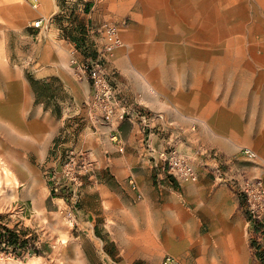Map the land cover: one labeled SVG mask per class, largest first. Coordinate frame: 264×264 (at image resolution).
<instances>
[{
    "label": "rangeland",
    "instance_id": "rangeland-1",
    "mask_svg": "<svg viewBox=\"0 0 264 264\" xmlns=\"http://www.w3.org/2000/svg\"><path fill=\"white\" fill-rule=\"evenodd\" d=\"M49 23L72 42L67 53L56 45L50 52L68 68L76 98L57 77L35 78L47 62L33 48L41 49L38 34ZM105 23L121 40L109 53ZM98 57L127 104L155 105L201 137L254 148L247 169L264 177V0H0L3 264H161L163 253H138L135 188L128 193L93 172L74 194L48 184L58 147L78 130L63 122L83 118L69 116L77 102L92 113L82 102L89 77L80 67ZM254 255L252 264H264Z\"/></svg>",
    "mask_w": 264,
    "mask_h": 264
},
{
    "label": "crops",
    "instance_id": "crops-1",
    "mask_svg": "<svg viewBox=\"0 0 264 264\" xmlns=\"http://www.w3.org/2000/svg\"><path fill=\"white\" fill-rule=\"evenodd\" d=\"M38 36L43 38L42 47L33 48V53L36 50L39 60L47 64L35 70V78L48 80L52 76L57 77L76 98L78 93L72 85L68 68L55 63L50 52L56 45L67 53L72 42L62 36L53 23H49ZM71 51L74 52L73 49ZM86 81L89 95L82 102L89 103L91 81L88 78ZM140 104L155 114L153 122L144 127L140 121L121 120L117 132L120 142H117L112 137L114 126L87 113L88 108L80 107L77 102V109L69 116L83 118L64 119L66 121L63 122V128L68 132L70 127L67 123L75 122L74 126H78L75 138L72 142L60 144L55 155L73 146L88 154L93 162V173H106L117 187L126 188L128 193L132 188L136 189V208L131 211L137 210L138 235L143 244L138 250L143 255L141 258L157 257L163 253V256L170 255L182 264H252L254 248L248 235L250 226L243 203L226 184L213 179L208 168L203 166L204 163L214 164L215 159L208 154L212 150L221 155H239L244 146H224L201 137L197 130L187 129V123L155 105ZM157 114L162 118L156 117ZM167 144H174L191 160L198 172L196 180L178 179L155 164L156 154L149 152L148 147L158 151ZM120 145L122 150H119ZM238 158L237 164L246 168L252 169L256 163L255 159ZM59 170V163L55 160L54 167L47 170L48 184L53 186L57 183L59 191L64 193L68 186L60 178ZM101 189L111 197L119 198L108 186L101 184Z\"/></svg>",
    "mask_w": 264,
    "mask_h": 264
},
{
    "label": "built area",
    "instance_id": "built-area-1",
    "mask_svg": "<svg viewBox=\"0 0 264 264\" xmlns=\"http://www.w3.org/2000/svg\"><path fill=\"white\" fill-rule=\"evenodd\" d=\"M42 19H38L35 24L39 25ZM105 37L104 51L111 52L116 46L121 44L117 34V28L112 23L103 25ZM81 71L88 73L91 81L92 96L89 102L92 115L104 120L110 126H114L113 139L120 142L118 135V123L128 119L140 121L144 127L153 122L155 114L147 110L142 104H127L122 97L115 81L110 77L109 69L102 60V57L95 58L80 67ZM156 117L162 118L161 114ZM123 146H119L122 150ZM149 152L156 154L155 164L160 165L166 172L182 180L194 181L198 178V172L191 160L180 152L174 144H167L161 150L148 147ZM214 158V164L204 163L213 179L219 183L226 184L243 203L244 210L248 216L250 229L248 231L251 245L256 249L257 245L262 246L264 242V177L251 173L246 167L238 165V157L254 160L257 153L250 147L241 148L239 155H221L217 151L208 152ZM60 170V178L64 179L68 190L74 194L82 184V177L86 172H93V162L86 152L73 146L67 147L60 154L55 155ZM134 185V181H130ZM57 183L53 185L54 190H58ZM66 216L69 220L75 219V212L72 208L67 209ZM0 252V260L2 257ZM0 264H3L0 261ZM161 264H182L179 260L170 255H165Z\"/></svg>",
    "mask_w": 264,
    "mask_h": 264
},
{
    "label": "trees",
    "instance_id": "trees-1",
    "mask_svg": "<svg viewBox=\"0 0 264 264\" xmlns=\"http://www.w3.org/2000/svg\"><path fill=\"white\" fill-rule=\"evenodd\" d=\"M31 80V82H37V80H34L32 78H29ZM44 84H48V82L44 81L43 82ZM1 233H0V239H1ZM8 239L11 240V236L9 237V235H7ZM1 241V240H0ZM255 254L257 255V257L262 261L264 262V247H261L260 245H257L256 246V249H255Z\"/></svg>",
    "mask_w": 264,
    "mask_h": 264
},
{
    "label": "bare ground",
    "instance_id": "bare-ground-1",
    "mask_svg": "<svg viewBox=\"0 0 264 264\" xmlns=\"http://www.w3.org/2000/svg\"><path fill=\"white\" fill-rule=\"evenodd\" d=\"M2 163V162H1ZM0 163V164H1ZM5 167V166H4ZM2 165H0V179L2 178V174H4L5 173V169L6 168H4ZM11 172V171H10ZM3 180V179H2ZM1 184H2V181H1V183H0V187H1ZM1 190V189H0ZM5 192V191H4ZM35 261V260H34ZM27 264H35L34 262H33V260L32 261H29V263H27Z\"/></svg>",
    "mask_w": 264,
    "mask_h": 264
}]
</instances>
